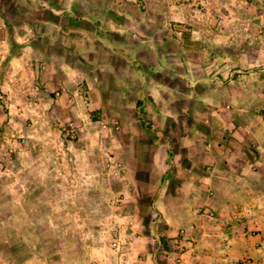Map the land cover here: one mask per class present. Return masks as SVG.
Wrapping results in <instances>:
<instances>
[{
    "label": "rangeland",
    "instance_id": "rangeland-1",
    "mask_svg": "<svg viewBox=\"0 0 264 264\" xmlns=\"http://www.w3.org/2000/svg\"><path fill=\"white\" fill-rule=\"evenodd\" d=\"M230 135L264 141V0H0V264H264Z\"/></svg>",
    "mask_w": 264,
    "mask_h": 264
},
{
    "label": "crops",
    "instance_id": "crops-1",
    "mask_svg": "<svg viewBox=\"0 0 264 264\" xmlns=\"http://www.w3.org/2000/svg\"><path fill=\"white\" fill-rule=\"evenodd\" d=\"M233 135H230L228 138L221 137V139L218 140V142H217L218 158L221 156L222 162L220 163L221 165L219 166V168L215 167L214 170H217V171L220 170L218 173L222 172L223 178H227L229 176L226 173H230V172L236 170L235 168L238 167V165L235 164L236 162L231 163V161H230L231 160L230 155L232 154L231 152L235 150V147H238L241 149V151H243V152L239 151V153H238V150H235V152L240 155L239 158L241 159L240 161H243L242 164H244L245 160H247V162H249V163H247L245 165L251 166V167L253 165L257 166V164H256L257 163L256 153L261 152L263 162H259V163L262 164V168L264 169V141H263L262 137L258 135L257 139L255 138L256 136L253 138H250L251 136L255 135V134H253V135H250L247 137L244 136L242 139H239ZM209 136H210V134L208 135V132H205V133L195 132V133L189 134L187 137H185L184 143H185V146H186L185 148L187 151L186 158H187V160L192 161V164L189 165V166H191L189 169L191 172L203 171L205 164L207 165V162L210 161L209 158L211 155L209 154V152H211V151H209L207 149V146L205 145L206 144L205 141H207ZM263 138H264V136H263ZM256 140L260 144V146L257 147V149L255 146ZM245 157H247V159L243 160ZM248 158H250L252 161L249 160ZM250 161H251V163H250ZM242 166H244V165L239 166L237 168V170L240 171V168ZM209 169H210V167H209ZM214 173H215V171H214ZM214 173L212 175H214ZM194 177H192V178H194ZM192 178L189 181L196 180V179H192ZM208 178H209V173H208Z\"/></svg>",
    "mask_w": 264,
    "mask_h": 264
}]
</instances>
